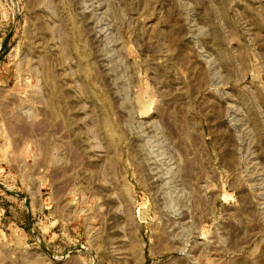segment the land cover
I'll return each mask as SVG.
<instances>
[{
  "label": "rangeland",
  "instance_id": "1",
  "mask_svg": "<svg viewBox=\"0 0 264 264\" xmlns=\"http://www.w3.org/2000/svg\"><path fill=\"white\" fill-rule=\"evenodd\" d=\"M0 264H264V0H0Z\"/></svg>",
  "mask_w": 264,
  "mask_h": 264
},
{
  "label": "water",
  "instance_id": "2",
  "mask_svg": "<svg viewBox=\"0 0 264 264\" xmlns=\"http://www.w3.org/2000/svg\"><path fill=\"white\" fill-rule=\"evenodd\" d=\"M3 43H4V42L1 43V46H2Z\"/></svg>",
  "mask_w": 264,
  "mask_h": 264
}]
</instances>
